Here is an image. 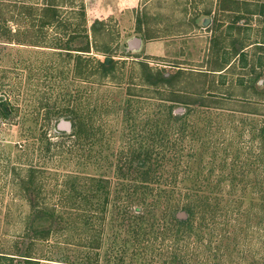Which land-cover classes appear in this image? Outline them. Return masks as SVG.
I'll return each instance as SVG.
<instances>
[{
  "label": "rangeland",
  "instance_id": "1",
  "mask_svg": "<svg viewBox=\"0 0 264 264\" xmlns=\"http://www.w3.org/2000/svg\"><path fill=\"white\" fill-rule=\"evenodd\" d=\"M86 35L89 53L65 50ZM170 73L172 86L149 84ZM170 106L189 113L174 121ZM263 128L264 0H0V255L264 264ZM148 150L164 165L151 183L118 174ZM101 179L107 203L85 201ZM189 205L178 243L166 218ZM33 206L67 209L62 230L32 242ZM119 206L155 219L136 234Z\"/></svg>",
  "mask_w": 264,
  "mask_h": 264
},
{
  "label": "trees",
  "instance_id": "2",
  "mask_svg": "<svg viewBox=\"0 0 264 264\" xmlns=\"http://www.w3.org/2000/svg\"><path fill=\"white\" fill-rule=\"evenodd\" d=\"M82 12H83L84 19H85L86 18L85 9H82ZM97 23L98 21L94 22V24H97ZM86 36L87 37L83 38L82 41L80 40V42H83L84 46L82 45V47H79L77 49L65 48V50L68 53L73 52V51L81 52V53H89L91 49H90V45L88 42V35ZM100 67H101L103 74L106 75V73L110 70L109 59H106L101 64ZM150 76L152 77V73H150ZM174 77H175L174 73H170L167 76L165 74H158L157 78H155V81L149 80V84L156 85V86L159 84H163L165 86H172ZM167 102H170V103L179 102L184 105L190 104V102L179 101L175 98L168 99ZM169 108L171 110L170 118H172L174 121H178L179 119H181L179 116H186V114L189 113L188 109H185L186 110L185 112L183 109H178V111H176L175 113L173 107L170 106ZM74 127H75L74 122L71 121V129H73ZM260 137L262 141V148H264V128L262 129V133ZM163 166H164L163 162L161 161L158 162V160L153 161L152 152L150 150L146 152L140 151L137 154L133 152L132 156L128 160H124L122 165H119L118 174L122 177H126L132 173L131 175L133 174L138 175V178L140 177L141 182L148 184L153 181L155 174ZM94 182L97 184V186L93 187V189L88 191V196L85 197L84 200L85 201L88 200V202H90V201L101 199L103 196L104 202L107 203L108 198L110 196L109 181L105 182L104 180L101 179V180H96ZM103 183L104 185H101ZM195 206L192 207L189 205L183 208L182 211H185L186 219L185 218L181 219L180 217H178L179 209L171 210L170 213L168 214L169 215L168 218H166L167 222H170V224H172L176 228V231L174 234L176 235V237L179 236L177 240L178 243L182 242L183 240L186 239V237L189 236L186 234L188 231L193 230L192 220L196 214V210H194ZM123 207L125 206H119L118 210H120V212H123V216L125 220L128 219L132 223H134L135 225L134 229H135L136 234H140L143 231L142 223H144L145 219L146 220L155 219V216L153 215V212L150 209L142 210L138 208L132 209V207H126L123 210L121 209ZM103 209H104L103 211L106 212L107 208L106 209L103 208ZM65 210L62 213H60L56 209H37L36 206H33V211H32V215L30 217V222H29V230L31 232L32 242L45 239L49 237L52 233L61 231L63 228L62 225L65 222V217L63 215L65 214ZM216 212H218V209ZM216 212H212V213L216 214ZM147 216H149V218H147ZM181 248H185V247H181ZM181 252H182V249L178 250L176 253H174L172 257L173 260L176 262V264L186 263V256L185 254H182ZM16 256L17 258H11V257L0 255V264H4V262L6 263L10 262L9 264H13L14 259L20 260V262H18L19 264H38L39 263V261L32 259L33 257H31L27 251L22 252Z\"/></svg>",
  "mask_w": 264,
  "mask_h": 264
},
{
  "label": "water",
  "instance_id": "3",
  "mask_svg": "<svg viewBox=\"0 0 264 264\" xmlns=\"http://www.w3.org/2000/svg\"><path fill=\"white\" fill-rule=\"evenodd\" d=\"M209 23V20H207V21H205L204 22V25H207ZM141 43V40H139V39H135L132 43H131V47H139V44ZM61 127H63V128H65V129H67V130H69V129H71V123L70 122H63L62 124H61ZM179 217H184V213H181V214H179Z\"/></svg>",
  "mask_w": 264,
  "mask_h": 264
},
{
  "label": "crops",
  "instance_id": "4",
  "mask_svg": "<svg viewBox=\"0 0 264 264\" xmlns=\"http://www.w3.org/2000/svg\"><path fill=\"white\" fill-rule=\"evenodd\" d=\"M219 72H222L221 70H219Z\"/></svg>",
  "mask_w": 264,
  "mask_h": 264
}]
</instances>
